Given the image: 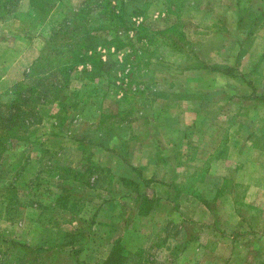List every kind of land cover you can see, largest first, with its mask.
Wrapping results in <instances>:
<instances>
[{"label":"rangeland","instance_id":"rangeland-1","mask_svg":"<svg viewBox=\"0 0 264 264\" xmlns=\"http://www.w3.org/2000/svg\"><path fill=\"white\" fill-rule=\"evenodd\" d=\"M42 1L0 0V76L24 42L40 50L62 22H82L88 58L0 153V264H105L116 246L122 264H264V189L248 204L227 179L198 195L196 132L170 136L188 143L194 173L181 186L134 189L113 164L131 159L124 134L165 114L190 130L209 122L220 142L228 119L264 122V0ZM15 19L22 40L9 34ZM261 133L245 155L264 171ZM142 141L132 155L145 161Z\"/></svg>","mask_w":264,"mask_h":264},{"label":"crops","instance_id":"crops-1","mask_svg":"<svg viewBox=\"0 0 264 264\" xmlns=\"http://www.w3.org/2000/svg\"><path fill=\"white\" fill-rule=\"evenodd\" d=\"M22 1L23 6H25L24 10L28 9L29 0ZM13 21L15 22L14 24L19 25V30L13 29L12 33L9 34L14 35L18 40L24 39V33L21 30L23 22L21 20L16 21V19ZM7 50L9 51L10 48H7ZM38 52L39 47L35 46L34 43L29 40L24 42L15 57L7 64L8 69L0 76V84L7 83L10 85L19 81L25 68L36 58ZM216 73L225 80H231L227 74L224 76L219 72ZM219 96L227 101V105L230 104L227 93L221 92ZM215 113L216 110L213 114ZM247 115L250 116V114ZM248 116L244 115L243 118L232 121L228 119L229 121L227 120L225 127L222 128L223 137L221 142L217 135H215V132L212 136L208 135V133H211V130L208 128L209 122L197 125L196 128L198 129L190 130L184 121L171 123L169 115L165 114L163 118L164 122L162 120V122L154 125L139 124L135 135L130 134L132 135L130 138L129 134L123 135L127 139L126 143L129 145L127 153L131 159L123 161L115 157L113 164L118 169L117 174H120L117 175L118 180L120 178L129 179L137 183V185L140 179L146 182L147 180L149 182L150 180H164V183H160V185L170 190L177 184L181 186L182 182L180 181L187 179L190 174L194 172L196 174L204 173V178L196 182V193L198 195H204L210 185L220 188L223 181L227 179L230 180L233 189L242 190L241 194L244 202L248 204L247 199L251 200L253 196L259 195V193L256 194V189H264V171L252 166L255 158L246 157L245 155V152H250L247 150L249 146L250 148L255 146L252 141L253 135L259 134L261 136L263 134L261 132L264 131V122L260 118H255L252 121V117L247 118ZM204 118V116H200L198 121L202 119L203 121H207ZM190 131L198 134L197 144L203 153L202 159L196 161V171L194 172H189V169H193V167H189L187 164H191V162L185 159L187 155L185 150L188 144L186 139L172 140L176 133L181 132L182 134L183 132L189 133ZM170 136L173 137L171 138ZM142 140H147L148 142L146 143H149V148H152L146 150L144 157L147 158L145 161H142L141 158L139 160L135 159L132 155V146L135 148L136 144L143 143ZM255 163L256 160L254 161ZM132 167L137 169L138 174L135 176ZM155 173L158 174L155 176ZM176 180L180 183H174ZM261 180L262 183L260 182ZM121 183L123 184L122 181ZM181 193L185 194L184 192ZM232 194H234V191ZM196 208L200 213L204 212L207 214L209 212L208 205L202 201L199 202V200Z\"/></svg>","mask_w":264,"mask_h":264},{"label":"trees","instance_id":"trees-1","mask_svg":"<svg viewBox=\"0 0 264 264\" xmlns=\"http://www.w3.org/2000/svg\"><path fill=\"white\" fill-rule=\"evenodd\" d=\"M42 6L45 3L40 0ZM85 0L83 4H87ZM30 5L34 0H29ZM40 9V8H38ZM82 11V10H80ZM113 11H110L112 16ZM80 23L69 24L62 22L57 29L51 32L36 58L24 70L22 78L11 84L5 91L6 100H0V153L11 145L12 139L20 141L26 128L39 121V107L54 101L56 89L61 88L62 82L74 66L87 59L85 52L87 32ZM228 74L226 72H223ZM125 185L130 184L134 189L138 185L132 180L120 178ZM120 246L105 258V264H122L124 257L119 255Z\"/></svg>","mask_w":264,"mask_h":264}]
</instances>
